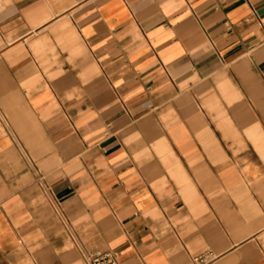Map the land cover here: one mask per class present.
I'll return each instance as SVG.
<instances>
[{
	"label": "crops",
	"instance_id": "obj_1",
	"mask_svg": "<svg viewBox=\"0 0 264 264\" xmlns=\"http://www.w3.org/2000/svg\"><path fill=\"white\" fill-rule=\"evenodd\" d=\"M82 249L264 264V0H0V264Z\"/></svg>",
	"mask_w": 264,
	"mask_h": 264
},
{
	"label": "built area",
	"instance_id": "obj_2",
	"mask_svg": "<svg viewBox=\"0 0 264 264\" xmlns=\"http://www.w3.org/2000/svg\"><path fill=\"white\" fill-rule=\"evenodd\" d=\"M82 256L85 264H121L120 255L114 251H94L88 252L82 249ZM197 262H203L204 258H195Z\"/></svg>",
	"mask_w": 264,
	"mask_h": 264
}]
</instances>
